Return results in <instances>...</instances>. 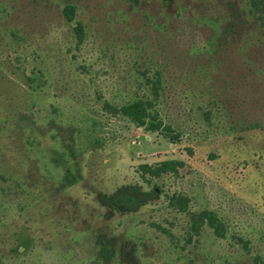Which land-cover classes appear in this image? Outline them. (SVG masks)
<instances>
[{
    "label": "rangeland",
    "instance_id": "obj_1",
    "mask_svg": "<svg viewBox=\"0 0 264 264\" xmlns=\"http://www.w3.org/2000/svg\"><path fill=\"white\" fill-rule=\"evenodd\" d=\"M246 2L0 0L1 264H264V26ZM157 74L171 133L109 107ZM168 159L183 166L142 177ZM123 188L140 192L130 210L109 205ZM205 209L227 234L189 243Z\"/></svg>",
    "mask_w": 264,
    "mask_h": 264
},
{
    "label": "trees",
    "instance_id": "obj_2",
    "mask_svg": "<svg viewBox=\"0 0 264 264\" xmlns=\"http://www.w3.org/2000/svg\"><path fill=\"white\" fill-rule=\"evenodd\" d=\"M126 1H132L136 4L140 2V0ZM245 7L247 8V10L245 12L242 11V18L248 19V17H256V19L260 21L262 26H264V0H247ZM76 10L77 8L73 4H67L64 7L63 12L69 22L75 20ZM237 12L238 11L235 10L233 16L229 15V19L231 21L230 23L232 26H236L239 19V23L244 24V21L241 19V16H239L240 14L238 15ZM245 30H249V28H246ZM74 32L78 41L82 42L84 40L85 32L84 24L81 21H77L74 25ZM214 33V35L211 34L209 37V43L211 45L216 44L218 37L220 38L224 36L223 34L219 35L216 29H214ZM158 74L156 78H147V83L150 84L152 88L151 96H138L135 99L128 100L120 106L109 105V107L114 110L115 114H119L122 117L130 120L134 124L142 126L147 130H158L160 128H164L166 133H171L174 131L171 126L165 125L161 120L159 113L155 112L156 102L160 96V88L162 82ZM182 166V161L177 159H168L163 160L158 164L154 165L143 163L140 164L139 168L142 177L146 179V181H150L149 179L159 178L163 174L178 172V169ZM139 194L140 192L138 190L125 192V188H123L120 190V192L114 193L113 196L109 197V205L114 209L130 210L134 208L136 203L139 201ZM168 202L171 207L177 209L178 211L186 212L188 210L189 199L185 196H180L178 194L169 195ZM206 224L213 229V231L218 237L226 236V225L218 216V214L213 210L205 209L198 212L197 214H192L191 234L188 238L189 243L193 241L194 237L200 235L203 226ZM107 250L105 252V255L108 254ZM17 251H19V248H17ZM3 257L4 256H0V264L3 261Z\"/></svg>",
    "mask_w": 264,
    "mask_h": 264
},
{
    "label": "built area",
    "instance_id": "obj_3",
    "mask_svg": "<svg viewBox=\"0 0 264 264\" xmlns=\"http://www.w3.org/2000/svg\"><path fill=\"white\" fill-rule=\"evenodd\" d=\"M133 143H139V141H135V140H133Z\"/></svg>",
    "mask_w": 264,
    "mask_h": 264
}]
</instances>
